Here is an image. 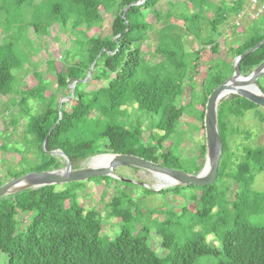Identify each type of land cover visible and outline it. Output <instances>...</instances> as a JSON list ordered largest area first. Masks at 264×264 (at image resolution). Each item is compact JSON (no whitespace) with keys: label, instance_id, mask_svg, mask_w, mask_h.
Segmentation results:
<instances>
[{"label":"trees","instance_id":"16d2710c","mask_svg":"<svg viewBox=\"0 0 264 264\" xmlns=\"http://www.w3.org/2000/svg\"><path fill=\"white\" fill-rule=\"evenodd\" d=\"M4 1L21 8L28 1L31 7L33 0ZM49 1L46 25L29 23L28 31L33 29L35 37L48 36V29L59 22L72 36L78 33L82 38L74 39L77 49L66 51L61 59L65 65L70 56L72 62L56 72L57 92L47 97V85L41 82L32 90H22L18 104L27 119L22 125L27 148L15 149L21 159L17 169L5 168L7 180L32 171L63 169L66 161L51 155L53 151L63 152L75 170L95 156L113 154L134 155L172 170L199 174L206 162V143L200 144L197 156L193 157L182 156L177 140L164 150L159 145L163 140L184 134L180 122L183 117L192 116L197 106L202 111L193 116V129L205 130L208 97L233 75L235 59L264 41V20L251 21L241 34L236 33V26L226 31L229 23L245 12L247 0H182L178 5L170 3L171 10L165 13L159 7L165 0ZM3 12L8 21L9 9L0 7V13ZM108 17L112 19L110 33L89 37L92 30L102 29ZM204 29H207L205 41L201 39ZM6 38L0 44V97L13 94L17 83L14 73L21 71L28 61L19 43L15 44L16 38L11 40L8 34ZM188 38L198 39L201 46L192 50ZM220 39L225 42V58L211 60L206 75L197 82L202 52L209 48L213 56H218ZM147 41L156 43L154 56L160 61L146 58L143 47ZM192 62L194 66L190 65ZM263 62L264 45L241 61V75L248 77ZM93 63L92 77L83 83ZM48 65L52 68L54 62ZM74 82H78L75 97L63 103L60 119L59 102L71 97L69 85ZM259 84L264 93L261 78ZM186 86L190 87L192 98L188 105L182 106ZM29 99L43 103L44 110L32 116L27 109ZM128 108L151 118L149 129L157 132L145 137L147 129L141 122L128 126L125 121ZM257 109L237 96L220 103L218 124L223 156L214 185L160 191L179 194L187 189L198 190L200 197L196 194L189 197L200 200L202 205L195 216L211 225L184 243L175 236L173 247H163L167 250L166 257L158 256L143 231L135 234L131 228L128 213H132L134 203L126 189H120L108 204L110 212L106 217L120 219L122 224L111 241L102 234V220L106 218L95 209L86 211L80 206L78 193L83 185L73 183L60 185L66 187L61 190L60 186L29 189L0 200V252L7 257L6 264H195L207 256L218 258L216 264H264V190L255 192L251 188L255 177L264 172V147L247 148L244 162L233 170L229 161L235 155L229 154L227 142L236 133L228 128L229 118H242ZM16 124L14 120L12 126ZM9 137L3 138L0 145L3 150L10 149L6 143ZM228 167L231 170L227 173ZM225 178L239 187L234 198L229 196L230 184L226 181L224 190L218 188ZM7 180H1L0 186ZM244 203L246 207L242 206ZM217 205H221L220 214L214 213ZM165 223L169 221L160 226ZM220 229H226L221 240L215 236L220 246L208 244L207 235H217Z\"/></svg>","mask_w":264,"mask_h":264},{"label":"rangeland","instance_id":"374dc122","mask_svg":"<svg viewBox=\"0 0 264 264\" xmlns=\"http://www.w3.org/2000/svg\"><path fill=\"white\" fill-rule=\"evenodd\" d=\"M28 2L21 8H15L7 1H0V7L9 9L10 11L8 21L6 12L0 13V44L7 39L8 34L11 36V40L12 38H16L15 44L18 45L19 43L20 51L28 58V61L24 64V68L14 73L17 83L13 94L10 97H0V145L3 144V138L10 135L6 142L9 144L10 149L3 150L0 147V181L7 180L5 168L12 167L13 170L17 169L16 164L21 157L15 149L25 151L27 148V144L23 138L24 132L22 131V125L26 123L27 119L24 116L23 108L18 104L21 99L22 90H32L41 82L47 85L45 93L47 97L57 92L56 72L63 71L65 65L72 62L70 56L67 58L65 65L63 63L64 60L61 59L66 51H75L77 49L74 39L82 38L78 33L72 36L70 30L61 27L59 22L48 29V36L35 37L33 29L30 28L28 31V24L37 23L43 26L46 25V10L50 7L51 3L49 0H33L32 6L30 7ZM181 2L182 0H165L159 7L165 13L171 10L170 3H176L178 5ZM40 4L42 7H40ZM246 7L241 17L233 19L229 23L226 31L232 30V27L236 26V33L241 34L243 28L247 27L251 21L256 19L264 20V10L262 13H258L260 11L259 6H252L249 0H247ZM175 12H178V8ZM111 23L112 19L110 17L106 18L102 29H94L88 33V36L93 37L98 34H109ZM178 24L181 27L183 26L182 22ZM206 32L207 29H204L201 35L203 41H205ZM18 40L19 42H17ZM188 44L192 50H196L202 43L196 38H188ZM220 44L221 52L218 56H213L209 48L202 52V59L200 64H198L199 75L197 76V82H201L202 78L206 75L211 60L225 58L226 46L224 39H220ZM155 48L156 43L154 41H147L143 47L146 58L151 62L155 60L158 62L161 59H155ZM51 61L54 62V67L52 68L48 65ZM190 65L194 66V62ZM261 83L264 87V76L261 77ZM94 85L96 84L94 83ZM191 98V89L189 86H186L183 90L181 105H188ZM44 108L43 103L36 100L29 99L27 102V109L32 116L41 113ZM201 111L202 107L197 106V109L192 111V116L187 115L183 117L180 122V129L184 134L181 133L173 136L169 140H163L159 145L160 149L164 150L169 148L177 140L182 151V156H197L200 144L203 142L206 143L205 130L200 129L194 131L193 129V116L199 115ZM261 117H264V109L258 108L257 110L248 112L242 118H229L230 123L228 124V128L236 130L235 135L233 137L229 136L227 139L229 154L235 155H231L229 161V167L233 170H236L237 166L244 162L245 150L247 148L255 149L257 147H264V120H261ZM14 120H17V124L12 126ZM125 121L128 126H136L141 122L142 126L147 129L144 133L145 137L157 132L156 130L151 132V129H149L153 120L145 114L139 113L135 108L127 109ZM62 162L65 163L64 160ZM89 163L90 160L88 159L81 163L79 169L88 167ZM65 167L66 164L64 165ZM229 167L226 169L227 173L231 170ZM224 181L228 185L230 184L229 196L230 198H234L239 188L238 185L231 182L229 178H225V180L219 183L218 188L220 190L225 189L226 185ZM82 185L83 189L78 193L80 206L86 211L95 209L97 213H100L102 217L106 218L102 220V234L111 241L115 240L122 224H120V219L106 217L110 212L108 204L111 202L113 196L118 194L120 189H126L127 194L134 203L132 213H128L131 228H133L135 234L143 231L150 239L153 250L162 258L167 256V250L163 249V247H173L175 236L180 238L181 243H184L192 238L195 233L204 231L207 226H211L206 221L195 216L196 212L202 209V205L200 200L193 201L189 197L194 194L200 197L201 193L198 190L187 189L179 194H175L172 191L165 193L157 192L159 190L158 186H160L159 178L149 171L133 167H120L111 177H102L94 179L93 181L83 182ZM168 186H170L169 183L162 190L168 189ZM63 187L60 186V190ZM251 188L255 192H262L264 190V172L255 177ZM242 206L246 207V203ZM220 212L221 205L215 206L214 213L220 214ZM164 221H169V223H165L161 227L160 225ZM225 231L226 229H220V232L218 234L216 233L217 235L210 233L206 237L207 243L219 247L220 244L215 236H218L219 240H221ZM218 260V258L207 256L199 259L195 264H216ZM6 262L7 257L0 252V264H6Z\"/></svg>","mask_w":264,"mask_h":264},{"label":"water","instance_id":"95a60500","mask_svg":"<svg viewBox=\"0 0 264 264\" xmlns=\"http://www.w3.org/2000/svg\"><path fill=\"white\" fill-rule=\"evenodd\" d=\"M127 11L128 9L123 15L124 18ZM263 45L264 41L256 45L246 54L237 57L233 64V75L219 85L208 97L204 116L207 150L206 162L199 174L192 175L183 171L172 170L134 155L113 154L95 156L89 159L90 163L88 167L75 170L72 161L67 158L63 152L53 151L51 155H57L66 161L65 168L51 172L32 171L18 178L11 179L0 186V200L9 195L29 189L83 183L96 178L111 177L120 167H133L149 171L156 176H167L174 182L172 187H210L214 185L218 179L219 168L223 156V143L220 138L218 124V109L220 103L227 100L230 96H237L249 101L258 108L264 109V93L259 84V79L264 76V62L248 77L242 76L240 72L241 61ZM94 65L95 63L91 65L88 77L83 83H88L90 81ZM77 83L78 82H74L69 85L72 91L71 97L63 98L59 102L60 119L62 118V105L64 102H68L75 97V87ZM52 131L53 129L50 130V133ZM47 142L48 137L44 141V149L47 147ZM99 157H108L110 161L107 165L94 166L92 162ZM162 189L157 190V192Z\"/></svg>","mask_w":264,"mask_h":264},{"label":"bare ground","instance_id":"6f19581e","mask_svg":"<svg viewBox=\"0 0 264 264\" xmlns=\"http://www.w3.org/2000/svg\"><path fill=\"white\" fill-rule=\"evenodd\" d=\"M109 161H110V158H108V157H99V158L94 159L92 164H94V166H103V165H107L109 163ZM158 178H159V181H160V186H158L159 189L164 188L165 185L168 184V183L170 184V186H168L167 188H173V189L174 188H179V187H172L174 182H173V180L171 178H169L167 176H158Z\"/></svg>","mask_w":264,"mask_h":264},{"label":"built area","instance_id":"2783aa9c","mask_svg":"<svg viewBox=\"0 0 264 264\" xmlns=\"http://www.w3.org/2000/svg\"><path fill=\"white\" fill-rule=\"evenodd\" d=\"M249 2L252 6H259L260 11L258 13H262L264 10V0H249Z\"/></svg>","mask_w":264,"mask_h":264}]
</instances>
